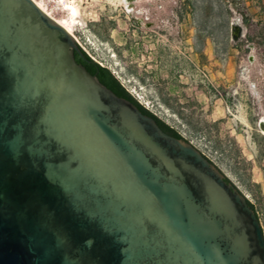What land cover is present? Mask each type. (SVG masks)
<instances>
[{"label":"water","instance_id":"obj_1","mask_svg":"<svg viewBox=\"0 0 264 264\" xmlns=\"http://www.w3.org/2000/svg\"><path fill=\"white\" fill-rule=\"evenodd\" d=\"M0 264H264L244 194L33 0H0Z\"/></svg>","mask_w":264,"mask_h":264},{"label":"rangeland","instance_id":"obj_2","mask_svg":"<svg viewBox=\"0 0 264 264\" xmlns=\"http://www.w3.org/2000/svg\"><path fill=\"white\" fill-rule=\"evenodd\" d=\"M41 1L56 19L73 18L77 45L247 199L264 196V47L233 48L256 30L242 23L236 9L231 6L226 16L228 52L216 56L209 39L199 52L201 0ZM244 2L252 22L264 21V0ZM64 3L76 8L74 17ZM214 22L208 18L207 25Z\"/></svg>","mask_w":264,"mask_h":264},{"label":"trees","instance_id":"obj_3","mask_svg":"<svg viewBox=\"0 0 264 264\" xmlns=\"http://www.w3.org/2000/svg\"><path fill=\"white\" fill-rule=\"evenodd\" d=\"M197 3L199 4L198 8L202 13L197 23L195 24L197 38L200 39L199 52L202 51L205 40L207 39L211 41L214 49V54L216 56L218 55V53H222V55H225L228 52V42L223 41V39L226 37L228 38L229 36L230 20L226 16L232 12L231 6L237 10L236 13L237 15L240 16L241 21L244 25L246 26L254 25L256 29L254 35L252 36L246 35L245 38L237 42V44L233 48L240 50L242 49V47H246L244 51L248 52L250 50L248 46L254 45L256 47H264V21L259 19L256 22H252L251 16L247 13L244 0H201ZM260 10L261 11L264 10V5L262 6L260 5ZM208 18L215 19V22L212 23V25L209 24L210 26L207 25ZM85 54L92 61H94L86 52ZM94 62L100 65L96 61ZM102 67L106 68L109 71V73L115 78V80L130 94V92L120 83V81L115 77V75L111 72L109 68L105 66ZM134 100L136 99L134 98ZM162 122L166 124L169 128H171L175 133H177L183 139L182 135L175 128H173L164 121ZM207 159L210 160L209 158ZM232 174L240 178L236 172H232ZM226 179L230 182V180L227 177ZM247 201L253 205L258 220L260 222L264 221V196H259L256 202H251L249 199H247ZM261 229H262V233L264 234V227L262 226Z\"/></svg>","mask_w":264,"mask_h":264},{"label":"bare ground","instance_id":"obj_4","mask_svg":"<svg viewBox=\"0 0 264 264\" xmlns=\"http://www.w3.org/2000/svg\"><path fill=\"white\" fill-rule=\"evenodd\" d=\"M36 5L43 11L45 12L49 17H51L53 20H55L59 25H61L69 34H71L74 38L73 34V28H74V22L73 18H65V19H56L53 17L51 12L47 9L46 5L43 3L41 0H33ZM63 1V0H62ZM61 1V2H62ZM66 5V8L68 9L69 16L74 17L77 14V10L74 6H70L69 3H64ZM76 40V38H75ZM264 132V131H263Z\"/></svg>","mask_w":264,"mask_h":264},{"label":"flooded vegetation","instance_id":"obj_5","mask_svg":"<svg viewBox=\"0 0 264 264\" xmlns=\"http://www.w3.org/2000/svg\"><path fill=\"white\" fill-rule=\"evenodd\" d=\"M148 110V109H147ZM149 112H151L154 116H156L158 119H160V120H162L161 118H159L156 114H154L152 111H150V110H148ZM162 121H164V120H162ZM165 122V121H164ZM183 137V136H182ZM183 139L185 140V141H187L184 137H183ZM194 146V145H193ZM195 147V146H194ZM204 155V154H203ZM205 156V155H204Z\"/></svg>","mask_w":264,"mask_h":264}]
</instances>
